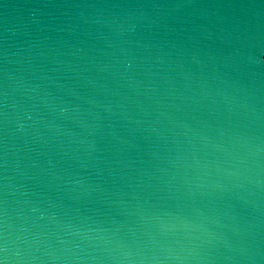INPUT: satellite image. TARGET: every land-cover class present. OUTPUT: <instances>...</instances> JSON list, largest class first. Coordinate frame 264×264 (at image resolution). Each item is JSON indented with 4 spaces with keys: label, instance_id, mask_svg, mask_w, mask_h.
I'll return each mask as SVG.
<instances>
[{
    "label": "water",
    "instance_id": "water-1",
    "mask_svg": "<svg viewBox=\"0 0 264 264\" xmlns=\"http://www.w3.org/2000/svg\"><path fill=\"white\" fill-rule=\"evenodd\" d=\"M0 264H264V0H0Z\"/></svg>",
    "mask_w": 264,
    "mask_h": 264
}]
</instances>
